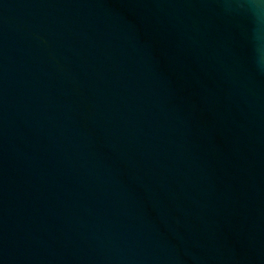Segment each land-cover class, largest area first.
I'll list each match as a JSON object with an SVG mask.
<instances>
[{
	"label": "water",
	"instance_id": "obj_1",
	"mask_svg": "<svg viewBox=\"0 0 264 264\" xmlns=\"http://www.w3.org/2000/svg\"><path fill=\"white\" fill-rule=\"evenodd\" d=\"M0 0V264H264V0Z\"/></svg>",
	"mask_w": 264,
	"mask_h": 264
},
{
	"label": "clouds",
	"instance_id": "obj_2",
	"mask_svg": "<svg viewBox=\"0 0 264 264\" xmlns=\"http://www.w3.org/2000/svg\"><path fill=\"white\" fill-rule=\"evenodd\" d=\"M225 2H226V5H228V6L231 4L230 0H225ZM258 64H259L262 68H264V61H258Z\"/></svg>",
	"mask_w": 264,
	"mask_h": 264
}]
</instances>
